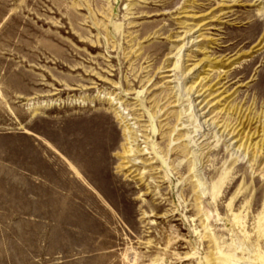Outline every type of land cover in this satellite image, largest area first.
Returning <instances> with one entry per match:
<instances>
[{
	"label": "rangeland",
	"instance_id": "1",
	"mask_svg": "<svg viewBox=\"0 0 264 264\" xmlns=\"http://www.w3.org/2000/svg\"><path fill=\"white\" fill-rule=\"evenodd\" d=\"M0 264H264V0H0Z\"/></svg>",
	"mask_w": 264,
	"mask_h": 264
},
{
	"label": "bare ground",
	"instance_id": "2",
	"mask_svg": "<svg viewBox=\"0 0 264 264\" xmlns=\"http://www.w3.org/2000/svg\"><path fill=\"white\" fill-rule=\"evenodd\" d=\"M191 32H192V30H189V31L186 32L185 38H184V40H182L183 41V47H182L180 53H182V51L184 49H188L190 45H192L191 48L198 47L196 41L199 38H201L202 36L195 37V35H196L197 32L195 34H192ZM181 58L182 59L184 58L182 54H181ZM203 62H204V60L201 61L200 63L194 65V67L192 69H190V70H187V68L183 64L182 71H181V77H184V80H188L191 77H193L194 74L197 73L201 68L204 69V66L201 67V65H202ZM177 66H178V64L175 65V68ZM197 68H200V69L197 70ZM199 77L200 76H198V80L200 79ZM184 80L178 86V95H177L178 96L177 97L178 99H177V102L178 103H181V101L185 97H187L188 98V101H189L191 116H192V119L194 120V122L197 123L198 126L200 128H202V129H204V128L205 129H209L207 134H204V135L202 134V135H199V136H196L195 135L194 137H192L190 135L188 136V139H191L190 140L191 141L190 143L192 144V148L191 149L193 150L192 156L196 160V163L194 162V167H193V169L195 170L196 167H197V165H198V159H199L198 154L200 152V147H199V144L200 143H199V141L201 139H205V141H206L207 140V137L209 136L210 133H212V135H214V137L217 138L218 141L219 140L220 141L221 140L225 141L226 138L232 136L231 137V140L235 139L236 137H238V138L240 137V142L241 141H244V139H246V143H248L256 135V133L254 135H251V137H249V135L248 136L247 135H244L245 134V130L248 129V128H250V124H252L251 123V120H249V119H247V121H246V122H248V125H246V122H243L242 119H241L240 120V123H239V125L237 127H235V126H232L231 127V125L224 124L217 131V129L219 128V126L217 124H215V121H212L213 119H211V120L207 119L208 115L211 114V111H208L207 112L209 104L205 105L206 102H207V98L211 97L212 95L209 94L208 96H205L206 92L205 93H202L203 92V88L201 90H199L200 87H201L202 82L205 81L206 78H202L198 86H189V87H187V85L184 83ZM200 99H201V101L199 102ZM202 120H204V121H202ZM181 126H183L184 129H187V126H186V124L184 122L181 123ZM238 128H240L239 131H238ZM226 132H227V134H226ZM235 134H236V136H235ZM246 143L245 144H241L238 148H236L237 153H239V151L241 149H243V150L250 149V147L245 148ZM255 146H257V145H255ZM236 150H235V152H236ZM244 155L247 156V154H244ZM200 185L201 184L199 183V186Z\"/></svg>",
	"mask_w": 264,
	"mask_h": 264
}]
</instances>
